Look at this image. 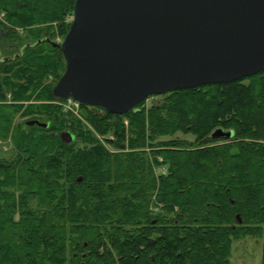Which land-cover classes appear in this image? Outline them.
Segmentation results:
<instances>
[{
    "label": "trees",
    "instance_id": "obj_1",
    "mask_svg": "<svg viewBox=\"0 0 264 264\" xmlns=\"http://www.w3.org/2000/svg\"><path fill=\"white\" fill-rule=\"evenodd\" d=\"M74 3L0 0V138L16 150L0 159V264H231L246 237L261 241L264 264V70L122 115L81 103L98 133L115 136L111 152L44 102L60 100L44 79L65 70L54 36ZM17 115L48 126L25 120L22 130ZM216 128L232 135L213 137ZM177 132L194 139H160Z\"/></svg>",
    "mask_w": 264,
    "mask_h": 264
},
{
    "label": "water",
    "instance_id": "obj_2",
    "mask_svg": "<svg viewBox=\"0 0 264 264\" xmlns=\"http://www.w3.org/2000/svg\"><path fill=\"white\" fill-rule=\"evenodd\" d=\"M56 45L65 70L54 97L122 115L150 95L264 70V0H75ZM231 135L221 128L212 133ZM60 138L75 137L65 129Z\"/></svg>",
    "mask_w": 264,
    "mask_h": 264
},
{
    "label": "rangeland",
    "instance_id": "obj_3",
    "mask_svg": "<svg viewBox=\"0 0 264 264\" xmlns=\"http://www.w3.org/2000/svg\"><path fill=\"white\" fill-rule=\"evenodd\" d=\"M4 17V12H0V19H3ZM73 17V14L71 15H66L65 21L71 22ZM17 31L20 32V34H23V29L19 28ZM68 31V30H67ZM64 37H62L60 34H56L54 36V41L57 43H61ZM24 42V41H23ZM20 50V49H18ZM12 56H15V53L13 52ZM59 78L54 77L53 75H48L44 79V83H55L57 82ZM161 98L160 94H154L148 96L145 100L144 103L142 104V107H149L152 103L155 101L159 100ZM7 101L10 100V95L7 94L6 96ZM9 99V100H8ZM34 102V101H32ZM39 102V101H38ZM50 102L53 105H56L59 107L60 112L62 113V119L64 120L66 126L71 125V119H76L78 120L81 124V130H89L92 135L95 137L97 141H99L106 149H108L111 152H117L120 149L114 147L112 144L108 142V139L114 140L115 136L113 135L112 132H108L106 134H100L98 133L93 126L88 123V121L84 117V108L79 106V108L75 109L74 112L71 110H66L68 109L65 105L61 104V101L59 99L51 100V101H44ZM97 111V110H96ZM41 118L46 119V115H42ZM25 120H27V117H19L18 115L15 118V123H21V129L26 130V126L24 124ZM122 122L123 124L127 127L129 124V120L126 117H122ZM79 129V128H78ZM79 131V130H77ZM170 138H179V139H184V140H189L192 141L194 139V135L190 133H182V132H177L174 134L172 137L170 136H163L160 137V139H170ZM226 142V140L218 139V141H215L216 144ZM79 147L82 146V143H78ZM150 148H146L147 152H149ZM127 150V148L125 149ZM16 150L14 148V144L12 141V138L10 135H8L5 139L0 138V159L1 158H8V156H13ZM158 160L161 159L160 156H157ZM158 168H160L161 172H165L167 170L166 166L163 164L162 166H155V170L158 173ZM242 241V240H235L232 244V250H231V258H230V263L231 264H261V253H262V248H261V241L252 237H247Z\"/></svg>",
    "mask_w": 264,
    "mask_h": 264
},
{
    "label": "built area",
    "instance_id": "obj_4",
    "mask_svg": "<svg viewBox=\"0 0 264 264\" xmlns=\"http://www.w3.org/2000/svg\"><path fill=\"white\" fill-rule=\"evenodd\" d=\"M62 105H65L68 109L74 112L75 109L79 108L81 103L78 100L73 99L72 97L60 99Z\"/></svg>",
    "mask_w": 264,
    "mask_h": 264
},
{
    "label": "crops",
    "instance_id": "obj_5",
    "mask_svg": "<svg viewBox=\"0 0 264 264\" xmlns=\"http://www.w3.org/2000/svg\"><path fill=\"white\" fill-rule=\"evenodd\" d=\"M246 238H247V237H246ZM243 239H245V238H243ZM243 239H239V240L246 241V240H243Z\"/></svg>",
    "mask_w": 264,
    "mask_h": 264
},
{
    "label": "bare ground",
    "instance_id": "obj_6",
    "mask_svg": "<svg viewBox=\"0 0 264 264\" xmlns=\"http://www.w3.org/2000/svg\"><path fill=\"white\" fill-rule=\"evenodd\" d=\"M217 129V128H216ZM150 210V209H149ZM157 212H159V210L157 211ZM154 214V213H153ZM161 214V213H160ZM168 216V215H167ZM150 217V216H149ZM151 259V258H150Z\"/></svg>",
    "mask_w": 264,
    "mask_h": 264
}]
</instances>
